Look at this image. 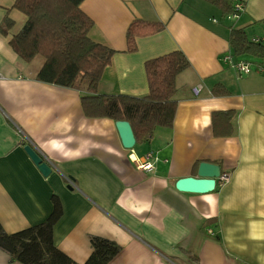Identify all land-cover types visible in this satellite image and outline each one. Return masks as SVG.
I'll return each mask as SVG.
<instances>
[{
    "label": "crops",
    "instance_id": "1",
    "mask_svg": "<svg viewBox=\"0 0 264 264\" xmlns=\"http://www.w3.org/2000/svg\"><path fill=\"white\" fill-rule=\"evenodd\" d=\"M0 0V223L15 233L47 219L51 197L63 217L56 246L79 264L92 253L90 237L115 241L121 253L109 264H264V73L241 76L224 55L233 53L231 30L250 41L264 39V0L244 4L237 20L203 0H84L94 21L91 38L116 51L99 94H149L145 64L181 51L190 67L177 77L172 128L124 148L117 123L90 119L85 92L42 83L43 60L25 62L11 41L27 17ZM235 1V2H236ZM13 26L5 31V20ZM135 20L161 22L164 31L137 39L127 52ZM236 60L256 62L252 55ZM221 86L227 93L214 95ZM201 87L196 95L194 89ZM233 110L235 132L216 138L212 114ZM31 146L51 168L44 176L25 151ZM154 154V170H138L134 158ZM229 174L208 194L180 192L179 179L198 176L201 162ZM213 232V235L209 233ZM0 264L10 257L0 250Z\"/></svg>",
    "mask_w": 264,
    "mask_h": 264
},
{
    "label": "trees",
    "instance_id": "2",
    "mask_svg": "<svg viewBox=\"0 0 264 264\" xmlns=\"http://www.w3.org/2000/svg\"><path fill=\"white\" fill-rule=\"evenodd\" d=\"M84 0H15L13 8L27 17L23 29L11 44L27 63L43 58L36 79L42 83L79 89L83 112L90 119H110L131 124L138 144L152 139L159 127L172 128L177 101V77L190 67L181 51H175L145 64L149 94L134 97L125 94H99L98 86L105 69L116 53L106 45L94 41L90 32L94 21L82 10ZM138 1V0H123ZM217 8L223 18L234 12L236 0H203ZM5 20V31L13 26ZM166 24L145 20L133 21L127 31V52L138 50L137 39L164 31ZM230 44L233 58L252 55L264 58V44L250 41L243 30L232 29ZM221 86L213 88L214 95L226 94ZM233 110L212 114L213 134L216 138L234 134ZM52 212L43 222L9 234L0 223V250L10 262L20 264H79L60 250L54 240V229L63 217L58 196L51 197ZM92 253L84 264H109L122 251L113 240L91 236Z\"/></svg>",
    "mask_w": 264,
    "mask_h": 264
},
{
    "label": "water",
    "instance_id": "3",
    "mask_svg": "<svg viewBox=\"0 0 264 264\" xmlns=\"http://www.w3.org/2000/svg\"><path fill=\"white\" fill-rule=\"evenodd\" d=\"M116 123L124 148L129 150L134 148L136 145V138L131 124L127 121H118ZM25 151L44 176H49L51 174L49 165L44 162L41 156L31 146H26ZM221 175L222 170L220 166L203 161L199 165L198 176H189L179 179L176 183V188L178 191L184 193H212L215 191L218 179H220Z\"/></svg>",
    "mask_w": 264,
    "mask_h": 264
},
{
    "label": "built area",
    "instance_id": "4",
    "mask_svg": "<svg viewBox=\"0 0 264 264\" xmlns=\"http://www.w3.org/2000/svg\"><path fill=\"white\" fill-rule=\"evenodd\" d=\"M244 4L240 1L235 2L234 12L228 17L231 20H237L240 14L244 11ZM255 43H263L264 39L257 38L254 40ZM224 62L229 64L233 69H235L241 76L249 75L251 73H264V58L258 59L256 62H249L243 60H236L233 58L231 54L224 55L223 57ZM201 87H197L194 89V93L198 95L200 93ZM154 154L148 153L143 160L134 158L133 163L136 165L138 170L144 172H151L154 170ZM230 180L229 174H222L220 181L222 185H226ZM211 235H213L212 231H209Z\"/></svg>",
    "mask_w": 264,
    "mask_h": 264
},
{
    "label": "rangeland",
    "instance_id": "5",
    "mask_svg": "<svg viewBox=\"0 0 264 264\" xmlns=\"http://www.w3.org/2000/svg\"><path fill=\"white\" fill-rule=\"evenodd\" d=\"M234 20H231V21H229V22H233ZM37 60H39V61H41V60H43V58H38ZM243 61H249V60H243ZM249 62H251V61H249Z\"/></svg>",
    "mask_w": 264,
    "mask_h": 264
}]
</instances>
